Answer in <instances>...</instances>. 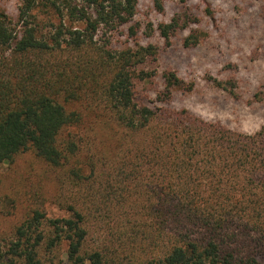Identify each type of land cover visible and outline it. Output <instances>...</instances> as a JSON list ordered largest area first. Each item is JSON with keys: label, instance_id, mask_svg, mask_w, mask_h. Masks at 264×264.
Here are the masks:
<instances>
[{"label": "trees", "instance_id": "16d2710c", "mask_svg": "<svg viewBox=\"0 0 264 264\" xmlns=\"http://www.w3.org/2000/svg\"><path fill=\"white\" fill-rule=\"evenodd\" d=\"M137 3L20 0L16 22L0 9V164L28 153L41 168L9 177L12 209L25 208L0 229V264H264V125L245 133L174 108V71L148 104L159 47L141 43ZM197 21L157 30L169 45ZM48 177L66 215L49 214Z\"/></svg>", "mask_w": 264, "mask_h": 264}, {"label": "rangeland", "instance_id": "374dc122", "mask_svg": "<svg viewBox=\"0 0 264 264\" xmlns=\"http://www.w3.org/2000/svg\"><path fill=\"white\" fill-rule=\"evenodd\" d=\"M164 9H156L152 0H138L135 21L140 24L142 44H156L159 47L158 76L143 83L145 101L152 106L158 91L163 88V72L174 71L184 81L181 88L174 89L171 106L187 108L202 118L221 122L236 131L254 133L264 125V0H163ZM20 0H0V9L5 10L16 22ZM45 13H42V16ZM190 16L198 20L185 30H178L169 45L157 30L162 22L172 18ZM183 22V21H182ZM50 27L43 30L49 31ZM192 30L203 32L201 42L186 47L184 38ZM126 28L114 34L116 45L129 44ZM235 82L234 85L229 82ZM225 86H234L229 93ZM144 91V89H142ZM32 157L27 153L14 166L0 164V229H8L23 215L24 204L15 210L11 199L9 177L15 169L40 173L41 168L30 165ZM45 189L49 198L47 205L51 216L66 215L52 202L56 185L48 177ZM7 193L11 194L9 197Z\"/></svg>", "mask_w": 264, "mask_h": 264}]
</instances>
